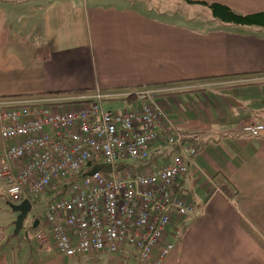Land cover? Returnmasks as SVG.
I'll use <instances>...</instances> for the list:
<instances>
[{"label": "crops", "instance_id": "crops-1", "mask_svg": "<svg viewBox=\"0 0 264 264\" xmlns=\"http://www.w3.org/2000/svg\"><path fill=\"white\" fill-rule=\"evenodd\" d=\"M201 1L241 14L264 11V0ZM182 4L199 5L0 0V100H46L99 87L130 105L127 94L163 88L154 101L165 118L201 136L186 140L196 152L175 182L193 210L167 226L164 240L175 246L161 264H264V131L240 132L246 123H264V27L224 23L182 11ZM5 142L11 140L0 136V156ZM173 153L159 139L143 165L164 166ZM18 202L0 179V264H134L127 252L66 256L52 236L39 245L33 233L41 217L14 233L9 203Z\"/></svg>", "mask_w": 264, "mask_h": 264}, {"label": "built area", "instance_id": "built-area-1", "mask_svg": "<svg viewBox=\"0 0 264 264\" xmlns=\"http://www.w3.org/2000/svg\"><path fill=\"white\" fill-rule=\"evenodd\" d=\"M163 90L140 88L121 111L103 108L110 96L99 87L46 100H0V136L11 140L0 156V179L13 201H31L25 231L42 218L33 233L39 245L52 236L66 256L127 252L134 264H161L173 250L175 243L164 240L167 226L193 210L175 182L196 152L186 140L197 142L201 134L179 131L165 118L154 101ZM263 131L262 122L240 128L249 136ZM159 139L174 150L170 162L144 166ZM99 163L110 172L89 174ZM41 194L57 198L38 210L33 198Z\"/></svg>", "mask_w": 264, "mask_h": 264}, {"label": "trees", "instance_id": "trees-1", "mask_svg": "<svg viewBox=\"0 0 264 264\" xmlns=\"http://www.w3.org/2000/svg\"><path fill=\"white\" fill-rule=\"evenodd\" d=\"M188 4H199L209 8L211 15L214 19H217L224 23H233L237 25H255L264 27V11L256 12L250 14H241L232 10L230 7L216 3V2H206L201 0H185ZM218 79V78H216ZM81 94V93H79ZM132 98V94L128 96ZM92 162L87 163L89 166ZM222 189L226 190L225 186H222ZM39 199V196L33 198V202H36Z\"/></svg>", "mask_w": 264, "mask_h": 264}, {"label": "rangeland", "instance_id": "rangeland-1", "mask_svg": "<svg viewBox=\"0 0 264 264\" xmlns=\"http://www.w3.org/2000/svg\"><path fill=\"white\" fill-rule=\"evenodd\" d=\"M197 7L198 8H196V10L193 7L190 10L189 7H187L184 4H182L181 7H179V8H180V10L185 11V12H192V13L198 12V13H200L201 16H205L207 18H211L212 17L209 8H207L206 6H199V5ZM200 15L197 16V19L201 18ZM144 87H149V86H144ZM144 87H142V88H144ZM102 106H103L104 109H110L112 111H121L122 109L127 108L130 105L127 103V100H124L123 98H121V99H108V98H106V99H104L102 101ZM51 196L54 197L55 199L57 198L56 195L52 194ZM51 196L45 195V194H41L39 199L36 202H34L35 207L38 210H41L43 205H44V203L47 200L52 199Z\"/></svg>", "mask_w": 264, "mask_h": 264}, {"label": "water", "instance_id": "water-1", "mask_svg": "<svg viewBox=\"0 0 264 264\" xmlns=\"http://www.w3.org/2000/svg\"><path fill=\"white\" fill-rule=\"evenodd\" d=\"M110 170L111 166L109 164L99 163L92 168L89 174L96 171L110 172ZM9 206L11 210L16 213L15 219L13 220V232L17 234L22 229L23 221L31 209V201L29 199H23L18 203H9ZM37 221L36 219L33 226L36 225Z\"/></svg>", "mask_w": 264, "mask_h": 264}]
</instances>
